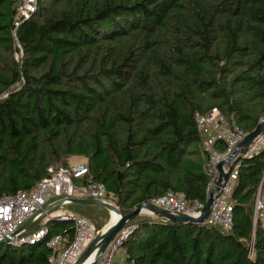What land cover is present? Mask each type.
Returning <instances> with one entry per match:
<instances>
[{
    "label": "trees",
    "instance_id": "16d2710c",
    "mask_svg": "<svg viewBox=\"0 0 264 264\" xmlns=\"http://www.w3.org/2000/svg\"><path fill=\"white\" fill-rule=\"evenodd\" d=\"M15 10L0 0V195L31 190L50 166L81 156L90 174L77 183H104L123 213L169 190L206 202L195 115L218 107L247 131L259 124L264 0H38L17 29L21 47ZM233 197L231 230L129 222L125 262L264 264V148L242 158ZM48 225L36 243L0 244V264H49L50 238L72 239L74 228Z\"/></svg>",
    "mask_w": 264,
    "mask_h": 264
},
{
    "label": "built area",
    "instance_id": "2783aa9c",
    "mask_svg": "<svg viewBox=\"0 0 264 264\" xmlns=\"http://www.w3.org/2000/svg\"><path fill=\"white\" fill-rule=\"evenodd\" d=\"M15 1L13 34L17 45L21 47L17 37V29L37 11L38 0ZM19 55L20 53L16 52L17 59ZM1 97L2 95H0ZM195 121L205 136L204 149L208 155L206 167L209 177L206 187L207 200L219 178L220 163L225 162L223 168L227 173V177L222 180L219 188L215 191L214 201L205 223L219 225L231 230L234 225L235 200L233 192L239 179L241 160L258 153L264 148V132L258 134L243 151L236 153L240 143L250 131L243 129L234 118L230 119L218 107H213L205 113L197 112ZM259 123H264V115L259 119ZM232 155L234 156L230 159ZM89 174L88 159L72 165L59 163L50 166L48 176L43 178L33 189L21 190L15 194L0 195V241L9 237L8 244L13 246L33 244L49 235L50 226L48 223L50 221H69L73 224L74 236L72 239L68 238L67 243L65 239L67 236L62 233H56L50 238L48 245L52 249L53 255L49 259V264H75L100 233L91 221L85 217L61 210L60 206L39 219L35 223L37 225L35 228L21 231L19 229L28 220L37 219L44 212L43 210L47 205L58 200H62V205H66L72 204V198L74 197L96 198L117 207L116 195L109 192L104 183L95 181L92 178H89L86 184L77 183L78 179ZM150 201L173 213H185L193 216L200 215L206 203L198 199L189 200L183 193L172 190ZM262 208L263 202L258 197L257 216L258 214L263 215L262 212L259 213ZM143 214L153 215L147 210ZM135 227V224H127L109 243L95 264H115L117 254L122 250L125 240Z\"/></svg>",
    "mask_w": 264,
    "mask_h": 264
},
{
    "label": "water",
    "instance_id": "95a60500",
    "mask_svg": "<svg viewBox=\"0 0 264 264\" xmlns=\"http://www.w3.org/2000/svg\"><path fill=\"white\" fill-rule=\"evenodd\" d=\"M264 132V123H259L250 133L245 137V139L240 143L239 148L236 153L239 151H243L246 147L250 145L253 139L260 133ZM235 153V154H236ZM234 155L230 157L233 158ZM225 162L220 163V175L218 180L216 181L215 188L211 192L208 200L206 201L204 207L201 210L200 215L193 216L185 213H173L168 209L159 207L152 203L151 201H147L130 211L129 213H123L118 207L96 198H72L73 203H85V204H98L104 206L112 212L116 211L119 215V218L112 225H108L106 228L97 235L95 240L86 248V250L82 253V255L77 259L75 264H81L94 255L90 264H95L100 255L105 251L109 243L114 239V237L131 221H135L141 214H143L146 210L149 211L153 216L160 217L166 220H170L173 222H192V223H205L206 218L208 217L212 203L214 201V194L217 188H219L222 180L227 177V173L223 168V164ZM62 206V200H58L50 205H47L44 208V212L35 219L32 218L28 220L19 230L28 229L33 226L39 219L43 218L46 214L56 210ZM9 237L0 241V244H8Z\"/></svg>",
    "mask_w": 264,
    "mask_h": 264
},
{
    "label": "rangeland",
    "instance_id": "374dc122",
    "mask_svg": "<svg viewBox=\"0 0 264 264\" xmlns=\"http://www.w3.org/2000/svg\"><path fill=\"white\" fill-rule=\"evenodd\" d=\"M62 210L69 211L72 213L79 214L93 224L96 228H98L99 232L103 230V228L110 223L111 220V212L108 208L98 205V204H85V203H72L62 205L60 207ZM147 214H141L139 217H142ZM36 225L30 227L33 229ZM121 250L117 254V257L120 255Z\"/></svg>",
    "mask_w": 264,
    "mask_h": 264
},
{
    "label": "crops",
    "instance_id": "0c3cea01",
    "mask_svg": "<svg viewBox=\"0 0 264 264\" xmlns=\"http://www.w3.org/2000/svg\"><path fill=\"white\" fill-rule=\"evenodd\" d=\"M87 159L85 158V157H81V156H71V157H69V159H68V164L69 165H72V164H77V163H81V162H84V161H86ZM79 198H81V197H79ZM62 210V209H61ZM34 225H36V224H34ZM37 226V225H36ZM35 226V227H36ZM32 227V226H31ZM34 227V228H35ZM69 238V236H67L65 239H66V243H67V239ZM115 264H127L126 262H125V255H124V252H123V250H121V253H120V255L117 257V259H116V263Z\"/></svg>",
    "mask_w": 264,
    "mask_h": 264
},
{
    "label": "bare ground",
    "instance_id": "6f19581e",
    "mask_svg": "<svg viewBox=\"0 0 264 264\" xmlns=\"http://www.w3.org/2000/svg\"><path fill=\"white\" fill-rule=\"evenodd\" d=\"M118 218H119L118 213H117L116 211L113 210V211L111 212V220H110V223L107 224L104 228H106L108 225H109V226L112 225L114 222L117 221ZM93 257H94V255H92V256L88 259V261H86V262H84V263H81V264H90V262H91V260L93 259Z\"/></svg>",
    "mask_w": 264,
    "mask_h": 264
}]
</instances>
